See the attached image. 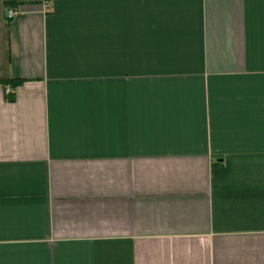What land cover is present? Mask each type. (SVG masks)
<instances>
[{
	"label": "crops",
	"instance_id": "1",
	"mask_svg": "<svg viewBox=\"0 0 264 264\" xmlns=\"http://www.w3.org/2000/svg\"><path fill=\"white\" fill-rule=\"evenodd\" d=\"M0 264H264V0H0Z\"/></svg>",
	"mask_w": 264,
	"mask_h": 264
},
{
	"label": "built area",
	"instance_id": "2",
	"mask_svg": "<svg viewBox=\"0 0 264 264\" xmlns=\"http://www.w3.org/2000/svg\"><path fill=\"white\" fill-rule=\"evenodd\" d=\"M7 16H8V19L14 20L19 16V14H18V12L11 10L8 12ZM9 92L10 91L8 90L7 93H9Z\"/></svg>",
	"mask_w": 264,
	"mask_h": 264
}]
</instances>
